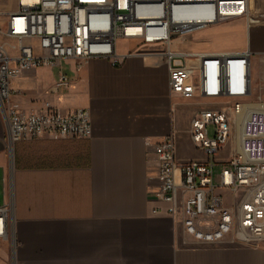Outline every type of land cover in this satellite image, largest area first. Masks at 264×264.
I'll return each mask as SVG.
<instances>
[{"label": "crops", "instance_id": "crops-1", "mask_svg": "<svg viewBox=\"0 0 264 264\" xmlns=\"http://www.w3.org/2000/svg\"><path fill=\"white\" fill-rule=\"evenodd\" d=\"M248 2V27L231 22L207 28L232 29L214 34L213 41L225 46L234 40L243 46L229 51L250 48L261 57L264 0ZM134 46L127 39L117 42L119 64L92 57L76 71L74 60L64 61L72 82L57 91V70L50 67L12 79L22 111L46 102L64 114L88 108L92 135L42 136L10 146L0 112V205L11 207L7 235L0 237V264H264V251L186 235L179 219L165 212L168 204L154 197L158 161L146 142L175 133L178 158L204 160L190 126L209 101L173 92L167 64L137 54ZM253 81L263 82L264 74ZM223 150L221 160H227Z\"/></svg>", "mask_w": 264, "mask_h": 264}, {"label": "built area", "instance_id": "built-area-1", "mask_svg": "<svg viewBox=\"0 0 264 264\" xmlns=\"http://www.w3.org/2000/svg\"><path fill=\"white\" fill-rule=\"evenodd\" d=\"M14 1L13 8L0 9V112L10 146L42 136L92 135L88 108L64 114L46 102L39 110L22 111L14 101L15 76L50 67L57 70L53 89L67 88L72 78L64 61L74 60L76 71L92 57L119 64L117 42L130 40L137 54L167 64L173 92L209 101L190 126L192 140L206 154L204 160L178 158L175 133L160 142H146L158 161L154 197L168 204L165 212L179 219L185 234L196 241H264V96L253 93L254 53L250 48L208 52L174 45L176 39L218 22L249 16L248 0ZM227 1L243 3L248 11L224 14L220 8ZM195 11L202 13L188 16ZM231 99L229 105L225 100ZM242 114L240 147L219 162L216 177V155L234 138ZM10 214L9 204L0 205V237L7 235Z\"/></svg>", "mask_w": 264, "mask_h": 264}, {"label": "rangeland", "instance_id": "rangeland-1", "mask_svg": "<svg viewBox=\"0 0 264 264\" xmlns=\"http://www.w3.org/2000/svg\"><path fill=\"white\" fill-rule=\"evenodd\" d=\"M249 5V2H248ZM15 6V1L14 0H5L2 1L0 0V9H4V8H11ZM250 16H251V11H250V7H249V16H240V17H234L231 18L229 20L226 21H222V22H218L217 25H225V24H229L231 22H242L244 24V27H248L249 24V20H250ZM247 24V25H246ZM214 26V27H215ZM232 29H216V28H207L205 30L199 31V32H195L192 34H189L186 38H182V39H176L174 41V45L175 46H179L180 48L183 49H189V48H194L195 50H203L206 48H221L223 50H232V49H239L243 46V43H238L237 41H228L225 46H221L218 45L217 42L213 41V37L214 34H218V33H229L232 32ZM234 33H238L235 32ZM243 35V34H242ZM221 46V47H220ZM252 70H253V79H256V76H258L259 78L264 74V55L261 57L258 56L257 54H254L252 57ZM253 93L254 95H258V94H262L264 96V81H258V84H256L254 82L253 84ZM229 105H231L234 100H225ZM210 132L213 133V128L211 127ZM237 132H238V127L236 128V130L234 131V138L230 141V143H228L223 149L224 152H226L228 155H231L233 153H235L236 149H238V145H237ZM221 153H217L216 155V169H215V174L216 177L218 176L220 170H221V164L219 163L221 161ZM218 244V243H215ZM227 244V246H231V247H246L251 249L252 251L258 252V251H264V241H258L256 243H252V244H238V243H225Z\"/></svg>", "mask_w": 264, "mask_h": 264}, {"label": "bare ground", "instance_id": "bare-ground-1", "mask_svg": "<svg viewBox=\"0 0 264 264\" xmlns=\"http://www.w3.org/2000/svg\"><path fill=\"white\" fill-rule=\"evenodd\" d=\"M233 4V5H232ZM225 5V9L226 10H223L222 7L220 8L221 9V12L224 13V14H228V15H232V16H235V15H242V9H245V11H248L247 10V7L245 4H241V3H238V2H235V1H227V2H224V4H222V6ZM193 14H189L188 16H197L198 13H202V12H192ZM245 114H242L238 117V123H237V127H238V132H237V145L238 147H240V139H241V132H242V123H243V118H244Z\"/></svg>", "mask_w": 264, "mask_h": 264}]
</instances>
